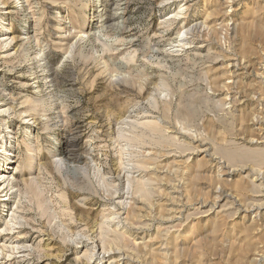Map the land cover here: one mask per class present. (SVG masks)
<instances>
[{
	"label": "rangeland",
	"instance_id": "obj_1",
	"mask_svg": "<svg viewBox=\"0 0 264 264\" xmlns=\"http://www.w3.org/2000/svg\"><path fill=\"white\" fill-rule=\"evenodd\" d=\"M0 2V110H7L0 114V171L6 167L23 190L22 226L13 233L29 247L31 264L98 263L89 257L100 250L73 243L79 239L128 264H264V0ZM110 13L119 17L106 21ZM199 21L201 31L193 28ZM182 26L193 44L170 56ZM18 109L31 114L27 125ZM135 112L161 134L184 135L152 141L154 129H139L140 145L156 150L159 166L172 163L167 148L190 159L153 179L145 187L153 193L130 187L144 203L143 218L118 226L114 239L97 225L110 197L126 192L115 177L119 166L142 158L127 141ZM71 129L86 173L52 164ZM169 190L179 205L168 203ZM149 201L165 212L175 206V219L147 210ZM231 201L247 209L236 214ZM14 202L0 204V230L12 224Z\"/></svg>",
	"mask_w": 264,
	"mask_h": 264
},
{
	"label": "bare ground",
	"instance_id": "obj_2",
	"mask_svg": "<svg viewBox=\"0 0 264 264\" xmlns=\"http://www.w3.org/2000/svg\"><path fill=\"white\" fill-rule=\"evenodd\" d=\"M107 2V1H106ZM1 3V2H0ZM108 3V2H107ZM184 3V2H183ZM15 3L12 4V6H14ZM117 4H115L116 7ZM177 8V7H176ZM185 9V8H184ZM183 9V10H184ZM113 10V9H112ZM182 10V9H181ZM180 10V11H181ZM179 11V10H178ZM181 13V12H180ZM183 13V12H182ZM185 13V12H184ZM179 14V12H175L172 16L173 18L177 17V15ZM179 16V15H178ZM184 16V14H183ZM188 16V15H187ZM206 16V15H205ZM119 17V16H118ZM116 13H110L109 16H107L105 18V20L110 21V20H115L116 18H118ZM215 20V19H214ZM185 21V20H184ZM194 21V20H193ZM35 22V21H34ZM196 22V21H195ZM198 22V21H197ZM194 23V22H193ZM200 23V21H199ZM195 23L193 24V28H195L196 30L201 31V28H205L203 27L204 22L202 23ZM206 23V22H205ZM184 24V23H183ZM219 24V23H218ZM160 25V24H159ZM192 26V25H190ZM189 28L190 27H186V26H182L180 28V31L182 32V34L180 33L179 35H175V37L171 40L170 43V48H169V55L173 56L174 54L180 52L181 50H185L190 48L187 47L189 44H193V40L192 41H187L184 37L183 34H187L189 32ZM179 30V29H178ZM207 30V29H206ZM71 31V30H70ZM179 31V32H180ZM69 32V31H68ZM69 34V33H68ZM197 34V33H196ZM203 34V33H202ZM79 37L81 38V35H84L83 33L81 34V32L79 34ZM77 37V36H76ZM75 37V38H76ZM2 38V37H0ZM74 38V37H73ZM79 38V40H80ZM191 38V37H190ZM3 39V38H2ZM189 39V38H187ZM192 39V38H191ZM5 40V39H4ZM83 40V39H81ZM190 40V39H189ZM74 44V43H73ZM77 45V44H75ZM169 47V46H168ZM167 47V48H168ZM207 47V46H206ZM201 48V47H198ZM64 49V48H63ZM161 49V48H160ZM164 50V49H163ZM162 51V50H161ZM64 52V51H63ZM167 53V51H165ZM183 53V52H182ZM173 54V55H172ZM41 55L40 51H38V53L36 54V57ZM175 56V55H174ZM35 57V58H36ZM232 63V62H231ZM235 63V62H234ZM230 64V63H228ZM236 65V64H235ZM237 66V65H236ZM237 68V67H236ZM235 69V67H234ZM235 71V70H234ZM226 72V71H225ZM229 72V71H228ZM230 73V72H229ZM233 73V71H232ZM235 74V73H233ZM228 75V74H227ZM225 76V75H224ZM229 81L232 79V76L228 77ZM239 79V78H238ZM44 80V79H43ZM230 84V83H229ZM264 84V83H263ZM224 88V87H223ZM228 90V89H227ZM226 92V91H225ZM229 95V94H228ZM235 95V94H234ZM230 96V95H229ZM228 102V101H227ZM231 102V101H230ZM26 104L25 102L20 103V108H25V107H21V105ZM19 110V109H18ZM32 111V110H31ZM7 112V110H0V114H5ZM12 112V111H11ZM262 112V111H261ZM19 114V118H22L23 124L27 125L28 124V120H29V116L31 114H29V111L26 110H19L18 112H16ZM131 112H128V114H130ZM135 116H134V120L132 122H130L129 127H130V134L129 137L127 138V141H129L130 143H135L133 145L134 148L136 149H140V153H141V160H137V159H130L129 161L127 160V164L124 165H120L119 166V174L115 177L118 180H121L125 183L126 186V192L124 193H115L112 197H110V201L109 203L104 206V209H102V213L103 216L100 218V222L98 223L97 227L98 229H106L108 232H112L113 233V237L112 238H118L117 236L121 235L120 232V228L118 226H120L121 228L124 226L128 227V225L130 226V219L133 218H143V216H141V210L143 206H140L144 203H142V201H140L139 199H137L136 197H133L129 192H127L130 187L135 186L136 189H138V191L140 192V194H145L149 191L152 190V188H146V186H149L148 184H151L153 179L156 182V178L158 177V175L164 174L166 172H170L171 170L174 172H177L178 170H180L183 165L186 164V162H188V160L190 158H186L185 156H183L185 154V152H176L178 151L176 149V151H171L169 152L170 149H166V155H172L174 156L173 160L170 161L172 163H170V165H168L169 167H161L157 164L156 162V150L154 151L153 148H146L145 146H141L140 145V140H141V135L140 134V128L148 126L152 129H154L153 133L151 134V140L153 141V139H156L158 135H162V137H160V139H164L165 141H169V140H177L179 138L184 137V135L182 133H175L176 135H178L179 137L173 138L169 135H167L166 133L161 134L163 132L159 131L157 129V127H155L154 125H151L146 123V122H142L140 121L142 119V117H140L138 115V112H135ZM8 114V113H7ZM25 114H29L27 117H22ZM262 114V113H261ZM130 116L128 115V118ZM262 119L264 120V116L262 115ZM119 119H122L121 117H119ZM261 119V118H260ZM261 119V120H262ZM118 119H116L117 121ZM259 120V119H258ZM121 122L124 124H126V120H121ZM262 123V122H261ZM263 126V125H262ZM139 131V132H138ZM7 134H11L12 131L8 130L6 131ZM77 131H74V129H71L70 131H68L66 133L67 137H68V141L65 145V148L63 149V151H60L59 154L54 153L51 156V161L52 164L59 170H62L64 168H72L73 170H76L77 172H82V173H86L87 168H84V162L86 161V157L78 152V150H76L74 148V144H75V140H76V136H77ZM166 135V136H165ZM8 138H11V136H9ZM159 140V138H158ZM193 141V140H192ZM160 142V140H159ZM164 142V141H163ZM173 143V141H172ZM121 145V144H120ZM194 147V146H193ZM1 148L4 150H7V144L3 143L1 145ZM8 153V152H7ZM165 156V155H164ZM191 156V155H190ZM158 157V155H157ZM163 158V157H162ZM145 159V160H144ZM147 161V165H145L144 161ZM161 160V159H160ZM95 162V161H94ZM162 163V162H161ZM166 163V162H165ZM82 165V166H81ZM86 165V164H85ZM163 166V165H162ZM187 166V165H186ZM185 166V167H186ZM88 167V166H87ZM184 167V168H185ZM189 167V166H188ZM164 168L169 169V170H164ZM187 168V167H186ZM96 172V174H98L99 176H102L103 173L100 170V167H95L93 168ZM91 168V170H93ZM186 170V169H184ZM187 171V170H186ZM173 172V173H174ZM184 172V171H183ZM9 173V174H8ZM151 174L152 177L150 176L149 178L144 179V177L147 174ZM187 173V172H186ZM175 174V173H174ZM184 175V173H183ZM165 176V175H164ZM180 176V175H179ZM114 177V178H115ZM17 178L15 176H13V174H10V172H8V169H6V167L3 168L2 171H0V204H2L4 207H8V203L10 202L11 198H15L18 200V202H14L12 209H10V213H9V222L11 224L9 225L6 224L4 228H2L0 230V264H31V260H30V253L28 251L29 247L24 245V242H22V238L18 237V232L17 233H13L14 229H17L16 227H21V217L18 215V205L19 201H21V194H22V189L19 187V185L17 184ZM106 179V178H103ZM109 181H113V177L110 176ZM162 180V179H161ZM106 181V180H104ZM115 181V180H114ZM165 185V184H164ZM150 187V186H149ZM175 187V186H174ZM170 195H172L169 199L167 198L168 203H176L177 200V196L175 195V191L174 190H169ZM152 192V191H151ZM159 192V190H158ZM161 192V191H160ZM153 193V192H152ZM222 193V192H221ZM158 195H163L161 193H159ZM168 196V195H167ZM157 197V196H156ZM223 197L222 195H219L217 198H221ZM226 197V195H225ZM228 198H230V196H227ZM238 198V197H237ZM232 199V198H231ZM156 200V199H155ZM158 200V199H157ZM161 200V199H160ZM159 200V201H160ZM165 200V199H164ZM227 200V199H226ZM166 201V202H167ZM188 201V200H187ZM217 201V200H216ZM224 201V200H223ZM156 202V201H155ZM181 202V201H180ZM259 202V201H258ZM182 203V202H181ZM179 205V204H177ZM204 205V204H203ZM216 203L212 204L210 210H212L215 207ZM230 205L229 207L231 208V210L234 211V213H239L242 212L243 209H247L244 208L243 206H241L240 204H236V201H231L229 202ZM262 205V204H261ZM259 205V206H261ZM160 206L157 203L154 202H147V206H145L147 208V210H150V212H156V213H160L163 214L165 212L166 207H164V209H160ZM167 206V205H164ZM257 206V207H259ZM178 207V206H177ZM182 207V206H181ZM256 207V206H255ZM168 208V207H167ZM171 209L168 210V212L166 215H168V218L170 217V215H175V206H174V210L172 209V207H170ZM260 208V207H259ZM180 210V209H179ZM259 210V209H258ZM182 211V210H180ZM179 211V212H180ZM149 212V211H148ZM246 212V211H244ZM206 213V212H205ZM259 213V212H258ZM155 214V213H154ZM180 214V213H177ZM182 214V213H181ZM261 214V213H260ZM164 215V214H163ZM167 217V216H166ZM176 217V216H175ZM171 219H175V218H169V220ZM166 221V220H165ZM114 226V227H113ZM123 229V228H122ZM5 232H7L5 235H3ZM17 234V235H16ZM164 238V237H163ZM163 242V241H162ZM75 244H80L81 246H88L91 245L92 248L96 251V249L100 250V254H96V252H91L92 256L89 257V262L92 261L94 258L95 260H97L98 263H102V264H128L129 262H127L128 260L125 258L124 255L119 254L117 258H114L115 261H111L112 258L110 257V254H107L109 252H111V250L109 252L106 253V251L104 252V247L103 245H97L95 243H89L88 241H83L82 239L77 240L76 242H73ZM162 246L163 244L160 243ZM160 245V246H161ZM161 246V247H162ZM147 248V246H145ZM149 247V246H148ZM158 247V246H157ZM150 248V247H149ZM163 248V247H162ZM151 249H149L150 251ZM153 250V249H152ZM148 251V250H147ZM159 251V250H158ZM162 252V251H161ZM165 252V251H163ZM116 253V252H115ZM120 253V252H119ZM122 253V252H121ZM124 253V252H123ZM151 254V253H149ZM160 254V253H159ZM162 254V253H161ZM164 254V253H163ZM83 255H85L83 253ZM112 255V254H111ZM152 255V254H151ZM149 255V256H151ZM151 258V257H150ZM156 258V257H155ZM153 259V258H152ZM127 260V261H126ZM132 260V259H130ZM135 262V261H134ZM131 264V263H130Z\"/></svg>",
	"mask_w": 264,
	"mask_h": 264
}]
</instances>
